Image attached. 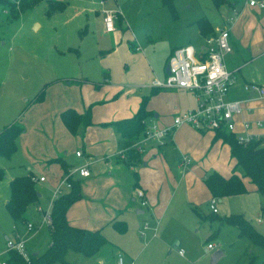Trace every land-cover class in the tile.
<instances>
[{"label": "crops", "instance_id": "0c3cea01", "mask_svg": "<svg viewBox=\"0 0 264 264\" xmlns=\"http://www.w3.org/2000/svg\"><path fill=\"white\" fill-rule=\"evenodd\" d=\"M62 2L66 5L65 9L68 2ZM242 3L240 7L235 3L229 6L237 16L229 27L235 51L227 56V68L234 72L236 83L231 86L228 99L240 101L243 106V113L235 118L236 131L233 134L263 139L264 126L256 124L259 121L264 123V100L259 99L255 92H246L244 87L248 83L264 84V69L259 65L264 55V45L259 46V37L263 35L264 40V32L258 28L264 26V10L249 7L244 1ZM109 8L119 12L117 4ZM96 19L102 25L104 35L110 37L111 43L109 47L103 44L96 54L104 77L96 79L87 68L79 69L76 66L70 77L58 75L44 82V98L41 101L35 98L24 106L16 101L6 110L9 114L5 111L1 118L0 130L13 122H20L23 132L17 139V150L11 157L19 158L24 166L23 175L45 177L44 181L35 183L38 200L28 206L24 217L19 220L12 218L15 222L23 223L27 236L32 232L37 234L44 226L50 229L44 215L51 210L57 191H68L64 185L67 174L88 165L91 171L89 177L81 178L78 173L73 176L81 182L82 197L68 208L67 220L75 228L100 230L109 241L111 247L93 256L98 259V264H117L119 255L125 264L128 250L132 249L122 244V241L119 243V237L110 241L109 236H113L111 231L124 235L130 223L136 237L147 235L148 238H154L156 225L151 227L147 221L140 220L136 225V215H143L147 210L151 220L158 222L175 202L180 189L189 206L201 217L200 207L209 205L210 208L213 198L205 178L213 172L230 177L236 161L231 157L230 145L222 139H215L217 132L198 131L190 125L176 128L164 142L147 140L144 132L134 141L121 134L116 123L132 119L145 98H148L146 110L149 114L144 123L153 122L159 127L171 126L176 115L196 107V100L186 90H166L152 86L153 80H162L167 76V64L163 67L161 62H157L156 67L149 63L148 68L145 66L147 58L141 55L142 51L132 33L126 27L119 29L121 15L113 33L105 31L101 6ZM209 23L210 28L205 27L207 32L200 29L201 38L195 44L187 45L197 49L204 47L205 39L218 31H214ZM182 46L174 47L169 56ZM67 50L77 53V50L73 51L74 48ZM78 65L81 66V63L78 62ZM17 108L25 110L23 117H18L20 111ZM67 110L83 116L89 113V125L81 124L76 133L71 132L62 119V113ZM245 122L250 124L248 129L244 128ZM131 148L140 154V161L135 165L126 162L127 151ZM78 151L82 152L81 157L77 156ZM184 156L191 160L186 167L183 164ZM14 178L5 173V177L0 180V189L4 181L9 185V198L5 206L10 199V181ZM243 182L248 193L258 192L249 179L245 178ZM139 189L145 192L146 206H142L141 199L137 197ZM114 221L125 222L127 230L118 232L113 227ZM27 223L34 225L32 232H28ZM8 238L23 239L26 245L30 239L23 237L17 226H14L11 236L5 235L6 241ZM166 241L164 238L159 239L161 243ZM119 244H122L121 249ZM5 249L0 251V258H7V255H3ZM102 253L104 256L98 257ZM34 254L42 253H31ZM180 255H184V251ZM131 259L130 263L134 264V259Z\"/></svg>", "mask_w": 264, "mask_h": 264}, {"label": "rangeland", "instance_id": "374dc122", "mask_svg": "<svg viewBox=\"0 0 264 264\" xmlns=\"http://www.w3.org/2000/svg\"><path fill=\"white\" fill-rule=\"evenodd\" d=\"M243 1L228 0L221 7H216L213 0H174L173 7L164 4L162 0H109L108 5L119 6L122 17L119 29L126 27L132 33L142 51L141 55L147 58L144 64L148 68V63L156 67L157 62H161L163 67L166 66L169 53L174 47L195 44L201 38L198 25L200 19L209 20L214 31L229 28L237 16L231 11L230 4L235 3L240 7ZM66 2L68 5L65 9H57L47 15V3L42 1L13 20L8 19L9 12L0 6V120L16 101L23 106L28 105L43 90L44 82H49L58 75L70 77L76 66L79 69L87 68L96 79L104 77L96 54L103 44L109 47L111 43L110 37L104 35L103 27L96 19L99 3L97 0ZM258 28L264 32V26ZM259 38V46H263V35ZM67 48H74L73 51L77 50V53L70 52ZM259 65L264 69V55ZM20 109L17 108V111ZM6 114H9L8 111ZM18 115L19 118L23 117L25 110ZM0 169L12 178L23 175L24 166L17 156L8 159L0 155ZM4 182L0 189V251L6 246L5 235L11 236L14 226H17L23 237H30L26 245L27 252L44 253L51 240L50 229L44 226L37 234L32 232L27 236L23 223L15 222L6 209L9 185ZM174 201L158 222L151 220L146 209L143 215H136V225L139 220L147 221L151 227L156 225V236L152 239L147 235L141 237L138 234L136 237L130 223L124 235L111 231L113 236H109L112 239L109 238L110 241L119 237V243L122 241V244L132 249L128 250L125 264H131V258L134 259V264L263 263L264 249L239 236L235 226L220 225L218 221L203 219L197 215L185 200L181 189ZM216 206L215 215L218 219L242 215L257 232L264 235L263 193L252 192L217 199ZM200 208L203 215L211 213L209 205ZM218 228L219 231L212 237L211 234ZM161 238L167 241L161 243ZM209 243L214 244L215 249H208ZM122 244H119V248ZM180 249L184 251V255L179 254ZM216 251H222L223 256L213 263L212 256ZM102 256L103 253L98 257ZM98 262L95 257L69 252L64 262L54 264Z\"/></svg>", "mask_w": 264, "mask_h": 264}, {"label": "trees", "instance_id": "16d2710c", "mask_svg": "<svg viewBox=\"0 0 264 264\" xmlns=\"http://www.w3.org/2000/svg\"><path fill=\"white\" fill-rule=\"evenodd\" d=\"M45 1L48 6L47 15L57 9H63L66 5L60 0H0V6L9 12L8 19H17L20 13L31 9ZM65 1V0H63ZM100 1V0H99ZM164 4L173 7L174 0H162ZM228 0H213L216 7H221ZM199 28L206 31V26L210 28L208 20L200 19ZM211 31V30H210ZM44 98L41 91L36 101ZM148 98L143 99L138 113L130 120L117 122L122 135H127L134 141L146 129L144 120L149 112L146 110ZM89 113L78 115L73 110L62 113L65 125L73 133H76L80 125H89ZM23 132V128L17 122L5 126L0 130V155L6 158L11 157L17 150V139ZM215 139H222L231 147V157L236 164L230 177H223L218 172H213L205 178V184L215 199H223L234 195L248 193L243 182L247 178L256 187V191L264 194V141L262 139H252L248 143H239L237 136L233 133L217 132ZM130 146V145H129ZM126 162L135 165L140 161V154L136 149L127 151ZM5 177V172L0 169V180ZM71 188L54 201L51 212L49 248L42 254L32 255L31 262H26L22 257L12 252L9 255L10 264H54L64 262L69 252H74L82 256L93 257L99 252L111 247V244L100 230L90 231L72 227L66 217L68 208L81 199V182L78 179L70 178ZM38 200V192L31 175H21L10 181V199L6 208L14 220L24 217L29 205ZM264 211V206H263ZM199 212V211H198ZM200 213V212H199ZM200 215V214H199ZM203 219L218 221L220 225L229 224L235 226L239 231V236L250 240L254 245L264 249V235L257 232L242 215H230L225 219H218L214 213L201 215ZM113 227L120 233L127 230L125 222L114 221ZM220 228L215 230L211 236H215ZM264 264V261L263 263Z\"/></svg>", "mask_w": 264, "mask_h": 264}, {"label": "built area", "instance_id": "2783aa9c", "mask_svg": "<svg viewBox=\"0 0 264 264\" xmlns=\"http://www.w3.org/2000/svg\"><path fill=\"white\" fill-rule=\"evenodd\" d=\"M63 1V0H61ZM109 0H100L102 7L104 28L107 33L116 31V21L120 17V13L114 9L107 7ZM245 4L252 8L264 10V0H244ZM233 20V19H232ZM231 33L229 28L219 29L215 34L205 39L204 47L195 48L193 45H186L177 48L171 53L167 66H169L170 74L164 79H155L152 86L155 88L175 90L181 89L190 92L195 100L196 107L174 117L171 126L159 127L153 122L146 124L144 137L147 140H156L164 142L174 130L183 125H190L194 129L202 132H227L234 133L236 131L235 118L243 113L242 102L231 101L228 99V93L236 83L234 72L227 68V56L233 53L231 43ZM246 92H255L259 99L264 100V84L248 83L245 85ZM259 127L264 123L259 121ZM250 124L245 122L244 128L248 129ZM252 139H260V137H252L250 135H238L239 143H248ZM264 141V137L262 139ZM78 157L82 156V152H76ZM191 163L189 157H183L184 166ZM78 173L81 178H87L91 175L88 165H84L73 172L67 174L64 185L68 189L71 188L70 178H74V174ZM34 183L44 181L45 177L36 178L32 176ZM62 193L58 190L54 200H57ZM137 197L141 199L142 206L147 205L145 192L137 190ZM54 202L51 204V210L46 212L44 220L51 225V212ZM217 199L210 200V209L213 213H217ZM40 211H42L40 209ZM260 221V220H259ZM35 229L32 223H27L28 232ZM208 249H215L213 244L208 245ZM16 253L26 262H31L32 255L27 252L26 242L20 238H8L6 241V249L3 255L7 258H0V264H10V253ZM183 254V251L179 252ZM1 257V253H0ZM117 264H124L123 257L118 256Z\"/></svg>", "mask_w": 264, "mask_h": 264}, {"label": "water", "instance_id": "95a60500", "mask_svg": "<svg viewBox=\"0 0 264 264\" xmlns=\"http://www.w3.org/2000/svg\"><path fill=\"white\" fill-rule=\"evenodd\" d=\"M166 74H170V69H169V66H167L166 68ZM34 255H37V254H34ZM223 256V252L222 251H216L213 256H212V259H213V263H216L220 260V258Z\"/></svg>", "mask_w": 264, "mask_h": 264}]
</instances>
